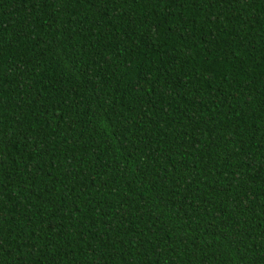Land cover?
Returning a JSON list of instances; mask_svg holds the SVG:
<instances>
[{"label":"trees","instance_id":"1","mask_svg":"<svg viewBox=\"0 0 264 264\" xmlns=\"http://www.w3.org/2000/svg\"><path fill=\"white\" fill-rule=\"evenodd\" d=\"M0 264H264V0H0Z\"/></svg>","mask_w":264,"mask_h":264}]
</instances>
